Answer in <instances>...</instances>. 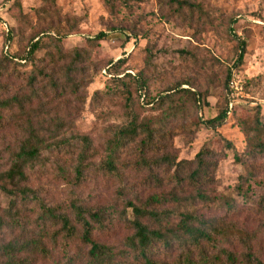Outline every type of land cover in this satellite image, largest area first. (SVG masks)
Here are the masks:
<instances>
[{
	"label": "rangeland",
	"instance_id": "374dc122",
	"mask_svg": "<svg viewBox=\"0 0 264 264\" xmlns=\"http://www.w3.org/2000/svg\"><path fill=\"white\" fill-rule=\"evenodd\" d=\"M127 1L125 4L124 0H56L62 12L73 18L71 25L76 26L75 31L64 38L63 48H85L91 39L104 32V39L93 53L94 60L106 63L110 59L126 58L121 70L144 74L150 97L168 86L190 80L195 90L207 93L209 105L198 107L196 113L185 120L171 121L168 124L171 137L167 136L166 142L147 150L146 161L141 160L139 149L127 146L119 153L117 174L109 175L100 166L108 150L106 139L111 130L124 121V100L116 94L102 92L94 97L98 89L106 90L109 83L105 63L95 67L86 64L87 80L79 93H59L49 108L64 120L68 135L77 132L89 136L92 149L87 164L90 169L85 170V178L76 185L74 161L65 149L63 157L52 158L47 168L32 174V188L51 206L65 208L76 197L90 208H104L103 225L95 234L113 249L117 258L124 252L126 238L132 234L128 201L153 209L187 207L205 219L214 218L255 231L259 228V213L252 202L264 194V158L259 156L254 160L252 183L249 187L244 185L239 193L238 185L241 176L247 175V169L236 152H242L246 144L239 121H251L257 109L264 121V0H205L210 13L207 20L199 19L198 15L190 19L178 17L165 8L162 0ZM43 7H47L44 0H0V65L7 68L1 80L12 93L29 92L27 75L31 67L23 68L22 64L5 61L6 44H10L9 53H24L35 32L38 10ZM11 28L13 33L9 36L7 30ZM241 42L246 44V54L237 68L234 62ZM50 49L47 42L36 53L38 66H46V52ZM229 70L231 80L240 88L233 97L226 86ZM48 98L43 96L44 100ZM226 99L225 122L216 128L207 126L203 120L215 117L218 101ZM139 102L135 96L134 110L140 112V116L151 115L153 107L146 103L139 105ZM12 133L13 129L0 127V151ZM221 137L232 141L235 149H223L219 156L217 167L213 168L216 170L214 179L207 190L209 200L193 202L191 188L176 186L174 169L165 161L164 154L168 153L177 162L193 161L202 148L219 153L223 146ZM60 172L67 173V178ZM231 202L238 207L236 213L230 211ZM9 203L10 196L0 190V206L6 208ZM33 212L29 207L25 209L27 216ZM36 216L33 214L26 220L28 227L35 225ZM171 220L178 221L177 217ZM8 239L6 236L5 240ZM179 254V250L166 251L159 247L154 259L172 264ZM55 256L54 251L51 258L39 259L35 264H56ZM193 258L197 256L194 254Z\"/></svg>",
	"mask_w": 264,
	"mask_h": 264
},
{
	"label": "trees",
	"instance_id": "16d2710c",
	"mask_svg": "<svg viewBox=\"0 0 264 264\" xmlns=\"http://www.w3.org/2000/svg\"><path fill=\"white\" fill-rule=\"evenodd\" d=\"M162 1L165 8L178 17L190 19L198 15L203 20L210 17L205 0ZM44 3L47 7L38 10L35 32L24 53H9L10 44H6L5 61L22 64L23 68L31 67L27 75L29 92H10L8 84L1 80L7 68L0 65V127L13 129L11 139L0 151V190L10 196L9 206H0V264H35L39 259L51 258L54 251L56 264H166L154 259L159 247L180 251L172 264H264V194L252 202L259 213V228L251 232L218 219H205L187 207L153 209L137 201H128L126 207L132 216L128 220L132 234L126 238L124 252L121 251V257L117 258L113 249L95 234L103 225L104 208H90L76 197L65 208L51 206L39 196L36 188H32V174L47 168L52 158L63 157L65 149L70 157L65 155L74 161L72 170L76 185L85 178V170L90 169L87 159L92 149L91 139L77 132L68 135L64 120L55 116L49 106L54 104L59 93L78 94L87 80V65L95 67L104 62L92 58L95 48L105 37L104 32L91 39L85 48L65 50L64 38L76 29L71 25L73 18L62 12L56 0H44ZM7 32L11 36L13 28ZM47 42L51 45L46 52L48 63L38 66L36 53ZM245 54L246 44L241 42L234 62L237 68L243 63ZM125 62L124 57L104 62L109 83L106 90L98 89L94 93V97L98 92L116 94L124 100V121L114 127L106 139L108 150L100 166L109 175L117 174L119 153L127 146L139 149L141 160L146 161L147 150L166 142L167 136L171 137L168 126L171 121L185 120L195 114L198 107L209 105L207 93L195 90L190 80L168 86L150 97L144 74L121 70ZM231 76L229 70L226 86L233 80ZM43 96L49 100H44ZM135 96L140 100L139 105L146 103L153 107L151 115L140 116V112L134 110ZM227 104V99L218 101L217 115L203 120L205 124L213 128L223 124L227 118ZM239 125L246 136L244 150L236 152V157L247 169V175L241 176L238 185L242 193L244 185L249 187L254 178V160L259 156L264 158V121L260 110L257 109L251 121L241 120ZM221 138L223 146L219 153L202 148L193 161L177 162L168 153L164 154L165 161L174 169L176 186L191 188L193 202L209 200L207 190L214 179L216 170L213 168L217 167L219 156L223 149H235L232 141ZM60 173L67 178V173ZM231 205L230 211L236 213L238 207L232 202ZM28 207L37 214L33 220L35 225L29 227L26 220L33 214H25ZM176 217L178 221L172 222Z\"/></svg>",
	"mask_w": 264,
	"mask_h": 264
},
{
	"label": "built area",
	"instance_id": "2783aa9c",
	"mask_svg": "<svg viewBox=\"0 0 264 264\" xmlns=\"http://www.w3.org/2000/svg\"><path fill=\"white\" fill-rule=\"evenodd\" d=\"M229 88H230V90H231V95H232V97L234 96V94H238V92H239V86H238V83L233 79L231 82H230V84H229ZM234 91H236L235 93H234ZM231 106H232V103H231Z\"/></svg>",
	"mask_w": 264,
	"mask_h": 264
}]
</instances>
